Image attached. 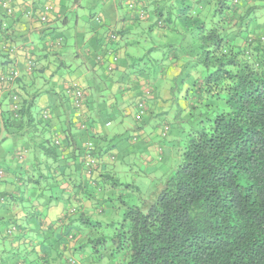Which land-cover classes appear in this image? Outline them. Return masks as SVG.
I'll return each instance as SVG.
<instances>
[{
    "label": "trees",
    "instance_id": "1",
    "mask_svg": "<svg viewBox=\"0 0 264 264\" xmlns=\"http://www.w3.org/2000/svg\"><path fill=\"white\" fill-rule=\"evenodd\" d=\"M152 1L153 8L146 10L136 0L142 17L133 21L156 18L140 34L152 38L146 52L160 53L161 60L135 55L128 60L129 73L135 80L148 78L147 94L155 100L158 82L170 76L166 102L173 122L164 121L173 132L175 164L155 179L153 188L126 184L136 193L135 202L124 198V183L113 174L83 189L81 179L71 180L65 171L62 151L71 142L69 129L62 130L64 140L52 134L48 113L44 118L32 110L38 91L20 94L19 109L4 110L7 135L24 140L32 157L30 173L21 167L12 173L13 181L25 187H19L16 202L24 205L26 216L41 217L31 211L30 187L40 192L38 200L48 196L65 208L59 224L44 229L50 237L39 239L47 249L43 257L34 253L31 259L21 258L23 264H264V5L256 4L263 0ZM257 29L261 34L253 35ZM132 44L141 47L138 39ZM110 53L117 56L111 74L120 59L116 48ZM106 55L98 52L92 66L109 61ZM119 83L124 90L129 82ZM82 88L88 106L89 88ZM149 98L141 99L139 108ZM73 109L71 120L86 127L90 111L79 121ZM100 154H84L81 165L87 155L97 159ZM43 180L46 188L61 184L56 196L54 190L49 195L39 190ZM25 182L33 185L26 188ZM63 184L71 193L80 191L75 196L87 199L89 206L75 204L71 193L64 195ZM20 228L27 226L11 223L0 230L1 239L14 236L16 241Z\"/></svg>",
    "mask_w": 264,
    "mask_h": 264
},
{
    "label": "crops",
    "instance_id": "2",
    "mask_svg": "<svg viewBox=\"0 0 264 264\" xmlns=\"http://www.w3.org/2000/svg\"><path fill=\"white\" fill-rule=\"evenodd\" d=\"M142 1L145 4L149 0ZM123 2V0H87V8L99 7L101 10L98 13L91 11L88 15V10L84 11V6H82L80 0H10L11 7L13 8V13L10 16L0 6V26L3 22L7 25V32L3 33L0 37V57L2 58H0V73L11 71L12 69L19 71L20 77L12 86L18 96L20 94L26 96V93L38 91L39 95L35 100L32 110L38 115L44 112L48 113L53 129L52 134H56L58 137L62 135L59 138L64 140L62 130L69 129L71 142L70 144L67 143V149L62 151L63 159L68 163L67 165L70 164L79 170L75 173H69V175L71 180L72 178L74 179V176L76 180L81 179L79 182L83 189L90 187L94 180L98 181L101 175L106 173L113 174L117 151H122L123 153L126 151L128 145L126 142H132L128 138L126 139L127 141H122L123 137L119 130L122 125H119V128L112 127L108 117L120 119V124L122 122L125 123L124 117L128 115V111L126 110L128 105L125 101L131 97V100L137 99V103L140 102L143 99L141 96L142 91L146 94L147 98L150 97L147 94L150 85L148 84L150 83L148 78L143 75L135 80V76L129 73L128 60L136 58L134 56L138 55V52L130 53L128 52V48L129 43H132L136 39L132 31L135 29L139 33L141 29H146L147 25L153 23V20L150 17L147 22H141V24L131 19L128 20L127 15L123 14ZM263 3L264 0L256 4L264 5ZM47 4L52 9L48 13L47 20L43 23L39 20L38 13L41 12L43 5ZM262 10L264 11V7ZM70 18L74 20L72 24H70ZM112 30L123 32L117 38L119 43L116 44L117 41L113 42L116 45H113L107 39L110 35L109 32ZM126 33L129 35L127 38L125 37ZM138 33L136 34L137 38L140 34ZM125 38L128 40L122 42ZM35 40L39 41L36 49L34 47ZM13 46L16 47V50L11 53L10 48ZM44 46L45 50H43ZM114 48H116V54L120 62H118L113 73L110 75L104 73V76L107 77L106 81L101 80L97 82L93 76H97V72H99L97 70L98 66H92L95 56L99 51H102L101 54H104L113 51ZM37 54L39 55L37 56ZM77 59L81 61L80 66L76 62L78 61ZM29 60L33 62V66L28 71L27 65ZM101 71L103 70L101 69ZM120 77V80L123 82H127L128 80L130 83L124 85V90L121 88L122 84L120 85V80H118ZM72 81H77L82 87L89 88L90 100L94 102L93 109L95 112H90L91 119L85 129L79 128L78 124L71 120L73 105L71 95L67 91ZM169 85L170 76H165L162 84L159 85L160 89L163 88L157 100L161 105L168 104L166 101L170 96ZM118 91H122L119 93V96L122 97L120 105L114 96V93ZM10 94V88L0 89V131L4 130V118L6 115L4 111H1V101L2 98L8 99L11 106ZM157 101L155 99L151 102L143 100L144 108L138 109V114L134 112L137 115L136 118L141 115L153 117L155 113L156 115L162 114V109H158L159 112H156ZM10 106L8 105V109L6 110H10ZM85 107L84 110H87L88 106L85 105ZM144 124H146L145 121L136 129H142ZM159 124H161V129L158 130L157 134L161 133V136H163L164 129L167 126L163 117ZM125 126L132 132L133 128L130 124L127 123ZM2 139L3 136L0 134V145ZM148 140L143 135V143L145 144V148H148L149 154L138 153V156L142 160V163H145L147 166L155 162V165L152 166H156L157 162L163 158L161 157L163 151L162 142L153 144L152 141ZM6 142L9 144V149L2 150L0 158L4 156L5 160L15 161L17 166H13L12 171H7V174L11 175L9 180H5L6 182L0 181V200L7 199V196L11 197V195L15 198H10L11 204L7 207L8 211H3L0 214V217L2 216L5 220L0 222H6L8 225L17 222L19 225H26L27 228H20L19 233L16 235V241H13L14 236L6 238L5 241L0 237V264H3V261L6 260L7 264H23L26 261H22V259H31L34 253L43 257L47 249L44 250L43 246H40L39 239L49 236V233L44 234L47 232L44 229L53 223H57L59 216L65 208L61 201H54L50 197L48 199V196H45L42 200H38L40 192L37 188H33L29 192L31 195L27 194L30 196L31 211L41 213V217L26 216L25 212L27 210H25L24 205L16 202L17 197L20 196V189L18 184L13 181L14 174L12 173H16L20 169L19 167L28 173L32 171L30 165L31 152L28 151L29 147L27 149L22 139L8 136L4 144H7ZM13 147H17L16 152H19L17 156V153L13 151ZM20 148L21 152L18 151ZM87 149H92L93 153L95 151L103 153L97 157L98 162L93 176H87L84 165H81L83 155ZM11 151H13L12 154ZM73 158H75L74 161ZM65 171H67V168H65ZM3 172L4 170L0 169V174H3ZM54 186L56 190L54 188L53 190L56 196L61 184L56 183ZM62 187L66 188V190L61 191L64 195L71 193L69 185L63 184ZM22 190L25 191V187ZM113 191L116 192V190ZM75 192L77 191L71 193L72 196L79 194L80 191L78 193ZM75 198H77V200H74L75 204L79 205L83 202L84 207L89 206L87 199L81 200L77 196ZM10 212L13 214H10ZM0 230H2V224L0 225Z\"/></svg>",
    "mask_w": 264,
    "mask_h": 264
},
{
    "label": "rangeland",
    "instance_id": "3",
    "mask_svg": "<svg viewBox=\"0 0 264 264\" xmlns=\"http://www.w3.org/2000/svg\"><path fill=\"white\" fill-rule=\"evenodd\" d=\"M86 1L87 0H80V3L82 4V6H84L83 7L84 11L88 10L87 15L91 11H94V12L96 11V13L101 12L99 7L87 8ZM42 2L44 3V1H42ZM152 3H153L152 0L146 1L144 4V9H146V10L152 9L153 8ZM123 5H124L123 6V14L127 15L128 20L131 19L133 21L135 18L138 17V9H139L138 7H136L138 9L129 8L127 6V3L125 4L124 2H123ZM125 10H126V12H124ZM81 11H83V10H81ZM84 13H86V12H84ZM87 15H86V17H87ZM95 19H96V17H95ZM152 20L154 21V20H156V18L154 16H152ZM73 21H74L73 18H70V24H72ZM143 22H145V21H143ZM260 31H261V29H257L255 31H253L252 34L253 35H259V34H261ZM132 33L134 36H136L135 38L138 39L141 47H138L137 45L129 43L128 52H130V53L138 52V55L142 59H145L144 56L146 53H148V54H151L152 57L156 56L158 58V60H161L159 57L160 53L157 54V53H155L154 50H152L151 52L150 51L146 52L149 48H151L153 46L152 38H150V37L147 38L146 34H144V35L139 34L137 32V30H135V29H134V31H132ZM137 33L139 34L138 38L136 35ZM127 36H129V35L126 33L125 37L127 38ZM126 38L123 39L122 42L123 41L126 42L128 40ZM118 43H119V41L117 40V44ZM38 44H39V41L35 40L34 41L35 49L38 46ZM43 50H45V46L43 47ZM99 54H101L100 51H99ZM38 55L39 54H37V56ZM108 58H109V60H112V56H109V57L107 56L106 59L108 60ZM77 60L78 61H76V62L80 66L81 61L79 59H77ZM135 64H136V62H135ZM99 66H100L99 69L97 68V70L99 72H97V76H93V78L96 79L97 82H99L101 80L106 81L107 77L104 75L110 74V72L107 71V63L99 65ZM136 67H138L137 64H136ZM101 69L103 71H101ZM158 83H159V85L162 84V82H160V81ZM158 83H157V85H158ZM162 89L163 88H161V89L158 88L159 92H158L157 96L155 97L156 101L158 100V97L160 95L159 93H162ZM120 92H122V91H120ZM120 92L118 91L117 93H114V96L116 97L117 103L119 105H120V102H122V97L119 96ZM141 96L143 98L147 97L143 91H142ZM131 99L132 98L129 97V99H127L125 101L126 104L128 105V108L126 109L128 111V115H125V117H124L125 123L122 122V124H120L121 123L120 119H118V118L111 119V116L108 117V120H109L112 127H118L119 128V125H122V127L119 129L121 131V134L123 137L122 141H127L126 140L127 138L129 140L130 139L132 140L131 143L126 142L128 144L126 151H124L123 153H122V151H117V154H116L117 156H116V159L114 161L115 169L113 170V174H114L115 178H117L121 183H124V186H123L124 190L122 192L124 198L130 202H135V200L137 198L136 193L134 192L132 194L131 192H129L128 189H125V185L126 184L127 185L134 184V186L140 187L142 190L143 189L146 190L148 188H153V185L156 182L155 179L157 177L159 178V176H161L163 174L168 173L170 168H172L175 164V160H173L174 151H173V155H172V151H171L173 149V145H175L174 144L175 142L172 140L173 132H172V129H170V126H169L168 130H166V128L164 129V135L163 136H161V133L157 134L158 130L161 129V124H159V122L161 121L162 117L164 118V120L167 121L168 125H171V122H173L172 121L173 111H171V109H170L171 107L169 105H164V104L161 105L157 101L158 106L155 108L156 112L158 113L159 112L158 109H162L163 110L162 114L156 115V113H155V115L153 117L141 115L140 117L136 118L137 115H135V114H138V111H139L138 109H140V108H139L138 103L136 101L137 99L136 100H131ZM152 100L154 101V97L149 98V102H151ZM1 103H2V110L1 111L8 109V105L10 106V102L8 99L5 100V98H2ZM93 108H94V102H93V100H90L87 110H89L91 113H94L95 110ZM142 108H144V107H142ZM134 112H135V114H134ZM143 121H145L146 124H144V126H142V129H136L138 126L142 125ZM127 123L130 124L132 126V128L134 129V130L132 129V132L129 131L128 128L125 126V124H127ZM170 132H171V134H170ZM154 133H156V134H154ZM0 134H1V136H3V139L1 140V145H0V153H1L2 150L5 151L6 148L9 149L8 148L9 144H8V142H6L7 144H4L5 140L8 139V135L5 131V129L3 131H0ZM143 135H145L147 140L149 139L148 141H152L153 144H155L157 142L158 143L162 142L161 146L163 148V151H162L161 157H163V158L161 161L157 162V165H156L157 167L152 166V165H155L156 162L152 163L151 165L148 164V166H147L145 163H142V160L138 156V153L149 154L148 148H145V144L143 143ZM139 146H141V147H139ZM16 149H17V147H13L14 152H16ZM91 150L92 149H87V151L84 154L86 155V153H89ZM13 151H11V154L13 153ZM18 151L21 152V148L18 149ZM16 153H17L16 154V156H17L19 154V152H16ZM20 163H22V161H20ZM13 166H17V163L15 161L5 160L4 156L0 158V169L4 170L3 174H0V181L1 180L5 181V180L10 179L11 175L7 174V171H12ZM74 169L75 168L73 166L68 165L67 173H75V172L79 171L78 169H75V170ZM87 176H89V175L87 174ZM39 182L41 184L39 190L45 195H49L50 190L52 192V190H53V189H51L52 186H53V188L55 187L54 186L55 184L54 185L52 184L51 186L46 188L47 185L44 182V180L39 181ZM21 184H24V183H22V182L20 183V186H19L20 188L23 187V185L21 186ZM30 185L32 186L33 184L31 182H25L26 188L29 187ZM29 188H27V192H31V189H29ZM54 189L56 190V188H54ZM127 192H128V194H127ZM10 204H11L10 198H8V200L7 199L0 200V214L3 211H8L7 207ZM117 204L118 203L116 202L115 203L116 207L118 206ZM110 211H114V213L117 211V213H119V214L121 213L120 209L115 210V207H112V209H110ZM10 214H13V213L10 212ZM12 220L16 221L15 219H12ZM6 226H7V223L3 222L2 223V230L3 231L7 228ZM76 256H77V254H74V257H76Z\"/></svg>",
    "mask_w": 264,
    "mask_h": 264
},
{
    "label": "built area",
    "instance_id": "4",
    "mask_svg": "<svg viewBox=\"0 0 264 264\" xmlns=\"http://www.w3.org/2000/svg\"><path fill=\"white\" fill-rule=\"evenodd\" d=\"M124 3H127V6L129 8H135L136 9V0H124ZM0 6L2 7V9L5 11V13L10 16L13 13V8L11 7L10 4V0H0ZM52 7L50 5H44L42 7V10L40 13H38V17L39 20L41 22H45L47 20L48 17V13L51 11ZM139 12V11H138ZM139 17H142V12L138 14ZM6 23H2L0 26V37L2 36L3 33L7 32L6 31ZM117 38H119L118 36L114 35V34H110L109 35V39L116 41L118 40ZM16 50V47H11L10 48V52L13 53ZM107 55L105 57H109L112 56V60L109 61H105L103 64L107 63V71H112L114 69V63L117 59V56L112 55V53H106ZM104 57V58H105ZM103 60V59H102ZM33 66V62L31 60H29L28 65H27V69L28 71L31 70ZM20 77V73L17 69H12L11 71H6L3 73H0V89H8L10 88L12 91V86L13 84H15L16 80ZM69 90L67 91L69 93V95H71V100H72V105H73V110L75 112V117L76 119H79V121H84L86 120L85 118L87 117V111L84 110L85 107V92L82 88V86L79 84V82L77 81H72L69 84ZM18 94L15 90V92H12L10 94V99H11V106L10 109L11 111L16 112L17 109H19V98H18ZM142 106V104L140 105ZM47 112L43 113V117L46 118ZM85 125H82L81 128H84ZM57 143V140H56ZM85 163H84V168H85V173L86 175L88 174L89 176H93V174L95 173V169L97 166V159L92 158L90 156L87 155L86 159H85Z\"/></svg>",
    "mask_w": 264,
    "mask_h": 264
}]
</instances>
